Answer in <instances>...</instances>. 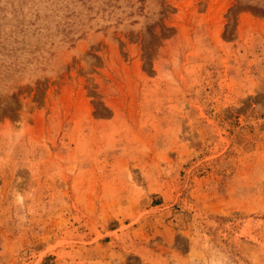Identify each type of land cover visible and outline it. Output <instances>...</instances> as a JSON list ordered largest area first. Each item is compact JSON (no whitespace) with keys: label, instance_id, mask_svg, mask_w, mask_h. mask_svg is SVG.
Instances as JSON below:
<instances>
[{"label":"rangeland","instance_id":"1","mask_svg":"<svg viewBox=\"0 0 264 264\" xmlns=\"http://www.w3.org/2000/svg\"><path fill=\"white\" fill-rule=\"evenodd\" d=\"M0 264H264V0H0Z\"/></svg>","mask_w":264,"mask_h":264}]
</instances>
